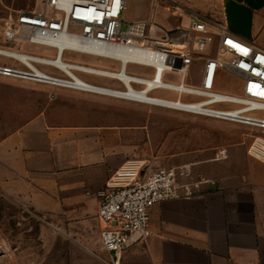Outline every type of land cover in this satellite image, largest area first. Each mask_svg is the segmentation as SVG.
I'll use <instances>...</instances> for the list:
<instances>
[{"label": "crops", "instance_id": "obj_1", "mask_svg": "<svg viewBox=\"0 0 264 264\" xmlns=\"http://www.w3.org/2000/svg\"><path fill=\"white\" fill-rule=\"evenodd\" d=\"M215 4V14L189 7L264 48V0ZM63 90L69 103L61 114L42 115L0 140V198L23 218L30 211L43 219L24 223L47 233L46 264H115L101 241L98 194L132 160L153 169L191 162L206 182L192 198L157 204L151 236H133L119 264H264V162L232 148L220 159L212 145L171 153L164 145L152 160L148 122L136 124L133 111L149 106Z\"/></svg>", "mask_w": 264, "mask_h": 264}, {"label": "built area", "instance_id": "obj_2", "mask_svg": "<svg viewBox=\"0 0 264 264\" xmlns=\"http://www.w3.org/2000/svg\"><path fill=\"white\" fill-rule=\"evenodd\" d=\"M42 3L40 10L17 12L4 29L6 47L0 48L21 51L25 45H35L53 49L54 59L65 62L64 68L51 58L28 54V59L63 77L42 75L22 64L16 55L2 51L0 57L12 64H0V76L247 126L261 134L249 154L264 162V118L255 115L264 112V48L236 36L225 22L209 21L176 0H152L150 16L133 22L127 19L129 0ZM159 10L176 24H160L156 20ZM66 52L113 61L118 70L65 61ZM130 65L145 72L130 74ZM77 73L108 79L123 89L88 83ZM227 78L240 84L238 93L219 90ZM155 92L173 93L177 99L154 97L151 94ZM182 98L195 100L183 102ZM230 106L233 108H225ZM217 157L226 159L227 151H219ZM193 166L190 162L153 169L141 160H132L111 175L107 189L98 194V217L103 223L102 244L115 264L133 236L139 241L151 236L150 216L157 204L192 198L201 189L206 181L193 173ZM24 214V221L44 222L33 212ZM6 254L0 232V258Z\"/></svg>", "mask_w": 264, "mask_h": 264}, {"label": "rangeland", "instance_id": "obj_3", "mask_svg": "<svg viewBox=\"0 0 264 264\" xmlns=\"http://www.w3.org/2000/svg\"><path fill=\"white\" fill-rule=\"evenodd\" d=\"M176 1L190 10L192 9L189 6L193 8L204 6L211 9L209 12L213 13L219 9L216 8V0ZM42 2L43 0H0V47H6L4 29L7 23L15 18L17 12L20 10H40L43 6ZM151 3L152 0H129L128 21L147 19L150 16ZM166 6L167 4H164V7ZM156 20L164 26L176 24L175 19L162 10L158 11ZM12 51L17 52L16 50ZM20 52L51 59H54L56 55V51L53 49L35 45H25ZM63 59L93 68L118 70L117 63L92 56L66 52ZM0 64H12V61L0 57ZM38 68L47 74L63 77L51 68L43 66H38ZM128 72L141 75L145 72V69L130 65ZM77 75L82 80L94 85L123 89L116 82L102 77L81 73H77ZM239 88L240 84L238 82L227 78L223 79L219 90L225 93H238ZM65 92L66 90L62 88L48 84L0 76V140L42 115H51L54 112L61 114V110L69 103V96L64 94ZM151 95L158 98L177 99V95L173 93L155 92ZM96 97L102 101H108L111 105L126 103L112 98ZM181 100L187 102L195 99L182 98ZM225 108L232 109L233 106ZM140 109L142 108L133 105V111L137 114L135 116L136 124L141 122V117H145V123L148 122L149 134L146 143L151 145L149 156L152 160L157 159L159 154L164 152V149H162L164 145L167 153L212 145L217 152L223 149L227 151L228 155L229 148L239 149L236 150V155L242 157L246 152L251 159H255L249 154V150L255 138L261 136V134L253 128L160 108L148 107L146 111ZM255 115L264 118V112ZM22 214L20 211L8 206L0 198V232L7 245V254L0 258V264H46L43 257L46 251L47 233L40 232V228L32 222L24 223ZM51 231L53 232V230Z\"/></svg>", "mask_w": 264, "mask_h": 264}, {"label": "bare ground", "instance_id": "obj_4", "mask_svg": "<svg viewBox=\"0 0 264 264\" xmlns=\"http://www.w3.org/2000/svg\"><path fill=\"white\" fill-rule=\"evenodd\" d=\"M0 51H2V52H7V53H11V54H14V55H16L17 56V58L18 59H20L21 60V62H22V64H24L25 66H27V67H30L31 69H34V70H36V71H38V73H40V74H42V75H47L45 72H43V71H41L39 68H38V66H41V65H38V64H34V63H31L30 61H29V59H28V54H26V53H22V52H20V51H17V52H14V51H9V50H7V49H1L0 48ZM50 61H52L53 63H60V67L61 68H64L65 66H64V63L65 62H63V61H58V60H56V59H50ZM41 83H44V84H47V83H45V82H41Z\"/></svg>", "mask_w": 264, "mask_h": 264}]
</instances>
